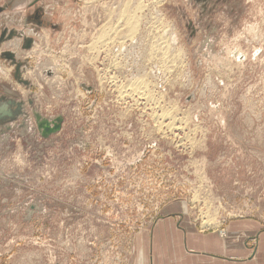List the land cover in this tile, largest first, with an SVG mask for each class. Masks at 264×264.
<instances>
[{"label": "rangeland", "instance_id": "374dc122", "mask_svg": "<svg viewBox=\"0 0 264 264\" xmlns=\"http://www.w3.org/2000/svg\"><path fill=\"white\" fill-rule=\"evenodd\" d=\"M134 1L10 0L21 38L10 48L25 61H0V98L24 113L0 123V264H131L139 235L174 203L201 232L264 229V0H163L182 55L164 70L148 60L155 15L144 9L127 36ZM140 77L160 108L120 97ZM165 110L161 126L180 129H154ZM56 118L57 130L38 125Z\"/></svg>", "mask_w": 264, "mask_h": 264}, {"label": "crops", "instance_id": "0c3cea01", "mask_svg": "<svg viewBox=\"0 0 264 264\" xmlns=\"http://www.w3.org/2000/svg\"><path fill=\"white\" fill-rule=\"evenodd\" d=\"M0 8V17L7 15L0 18V61L14 63L10 54L15 60L25 61L23 51L17 54L10 48L16 39L21 47V38L11 35L17 29L10 28V0H4ZM181 209L179 203L168 204L163 209L165 215L139 235L131 264H264V229L257 222H233L227 236L221 237L215 231H199L188 219H179L174 211L179 213ZM248 235L257 239L254 250L243 244Z\"/></svg>", "mask_w": 264, "mask_h": 264}, {"label": "bare ground", "instance_id": "6f19581e", "mask_svg": "<svg viewBox=\"0 0 264 264\" xmlns=\"http://www.w3.org/2000/svg\"><path fill=\"white\" fill-rule=\"evenodd\" d=\"M125 1V0H123ZM131 1V0H130ZM163 0H135L133 3L132 6H129L130 4H128L129 7H127V11H128V14L125 15L124 19L127 24L130 25V33L127 35L130 40L134 41L135 40V37L138 33L137 31H139V26L142 24L141 22V17L144 9L147 10V13H145V16H149V15H155L154 17H151V20L148 21V27L145 29V34H149L151 36V38H153V40L149 43V51H152L154 49V51H152V54L150 52V56L151 57H148V60L150 61V59L152 58H161V63H160V68L161 70H164L166 67H168V63L170 64H173L174 62H176L179 59H181L180 56H182L180 54V50L178 47H173V46H170L169 45V37H167V29L168 26L167 25H161L162 23V15L161 14H158L159 11H160V6H161V2ZM122 8V7H121ZM124 8V7H123ZM129 8V9H128ZM122 10V9H121ZM120 11V10H119ZM96 12V11H95ZM117 13V12H116ZM109 15V14H108ZM112 16V15H111ZM143 17V16H142ZM146 18V17H145ZM119 19V18H118ZM122 19V18H120ZM154 19V20H153ZM164 19V18H163ZM121 20L117 21L118 24ZM121 23V22H120ZM125 23V25H126ZM117 24V23H116ZM121 25V24H120ZM106 26V25H105ZM124 26V24H123ZM142 26V25H141ZM118 27H121V26H118ZM124 28V27H123ZM112 29V28H111ZM122 29V28H121ZM120 29V30H121ZM125 29V28H124ZM128 29V27H127ZM103 31V30H102ZM101 31V32H102ZM115 31V30H114ZM122 31V30H121ZM128 31V30H127ZM144 31H142L141 29V33H143ZM137 33V34H136ZM104 34V33H103ZM114 34V32H113ZM104 36V35H103ZM115 36V35H114ZM171 36V34H170ZM99 37V36H98ZM142 37V35H141ZM105 38V37H104ZM110 38V37H109ZM108 38V40H109ZM120 38V37H119ZM148 38V37H146ZM175 38V37H174ZM171 39V37H170ZM107 40V39H106ZM112 40V39H111ZM172 40V39H171ZM110 41V40H109ZM108 41V43H109ZM148 41V40H147ZM173 41V40H172ZM107 42V41H106ZM116 42V41H115ZM118 42V41H117ZM106 43V44H108ZM122 41L119 43L121 45ZM110 44V43H109ZM112 44V43H111ZM102 45H105V44H102ZM124 45V44H123ZM112 46V45H111ZM96 47V46H95ZM109 47V46H108ZM107 48V47H106ZM105 48V49H106ZM111 48V47H110ZM100 49H102V47H100ZM119 50L121 51V48H119ZM105 51V50H104ZM105 53V52H104ZM92 54V53H91ZM107 57H110L109 56V53L106 54ZM118 56L121 55V53L117 54ZM94 56V55H92ZM99 56V55H98ZM97 57V56H96ZM117 57L116 56H113V57H110L111 59V63L115 64V65H119L120 64V60L119 61H115ZM119 59V58H118ZM92 60V59H91ZM174 66V65H173ZM115 67V66H114ZM144 75V74H143ZM112 78V77H111ZM102 78H100L101 80ZM115 81V80H114ZM127 87V88H126ZM120 88V86H119ZM126 89H122L120 91V97L121 98H128V99H131L132 101H134L135 103L138 102L140 99H145L146 102H149L147 103L148 105L150 104V106H148L150 109H153L155 110V106L156 107H159L160 108V100L161 97H157L155 98V94L158 93L156 91V85H147V83H144L142 80H141V77L140 78H132L130 79V81L128 82V84H126L125 86ZM161 94V92H160ZM159 95V94H158ZM162 95V94H161ZM163 96V95H162ZM119 100H122L119 98ZM162 102V101H161ZM134 103V104H135ZM120 104V103H119ZM146 104V103H145ZM154 105V106H153ZM146 106V105H145ZM147 107V108H148ZM145 108V107H144ZM158 108V109H159ZM161 110V109H160ZM152 111V110H151ZM153 113V112H152ZM151 114V113H150ZM161 114V112H160ZM167 115H170V113H168V111L165 110V112L163 111L162 115L158 116V118L156 117H153V119L155 118L156 120L153 121V123L155 124H158V126H155L154 129L155 130H161L162 127H165L167 129V131H172L174 129H180L182 126H174L175 123L174 122H170L168 123V126H161L163 123L162 122V119L159 120V118H162L165 116L167 117ZM163 118V119H164ZM152 119V118H151ZM152 119V120H153ZM175 120V119H174ZM180 123V121H179ZM177 124V123H176ZM166 125V124H164ZM183 131V130H182ZM163 133V132H162ZM174 134V133H173ZM177 135V134H176ZM187 136V135H186ZM185 137V136H184ZM209 215V213H208ZM211 216V215H210ZM212 217V216H211ZM211 217L210 220H207L208 222H212V220L215 218V215H214V218L212 219ZM212 219V220H211ZM206 227V226H205Z\"/></svg>", "mask_w": 264, "mask_h": 264}, {"label": "water", "instance_id": "95a60500", "mask_svg": "<svg viewBox=\"0 0 264 264\" xmlns=\"http://www.w3.org/2000/svg\"><path fill=\"white\" fill-rule=\"evenodd\" d=\"M2 9L0 8V11ZM13 33H11L12 35ZM26 47H30V40H26ZM10 59L14 60L13 55L10 54ZM20 66L18 63H16L15 65V73L14 75L16 77H20ZM24 113L23 110V103L21 101H16L14 99H4V98H0V123H2V121H6V120H14L18 115H21ZM60 118H56L55 121H53L52 126L53 127H48L49 125V121L48 120H42V121H38V125L42 126L45 128V130L51 132L54 130H57L60 126Z\"/></svg>", "mask_w": 264, "mask_h": 264}]
</instances>
